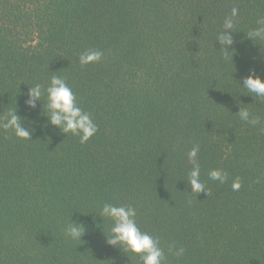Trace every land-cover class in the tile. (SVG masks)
<instances>
[{"label":"trees","instance_id":"16d2710c","mask_svg":"<svg viewBox=\"0 0 264 264\" xmlns=\"http://www.w3.org/2000/svg\"><path fill=\"white\" fill-rule=\"evenodd\" d=\"M261 19L264 0H0V119L17 109L32 133L0 128V264H142L107 242L105 203L136 209L165 264H264V97L243 87L250 71L264 79V41L247 35ZM87 50L102 59L80 64ZM53 76L98 126L86 143L47 123L46 93L25 104ZM196 145L208 194L188 184Z\"/></svg>","mask_w":264,"mask_h":264},{"label":"clouds","instance_id":"9594fccd","mask_svg":"<svg viewBox=\"0 0 264 264\" xmlns=\"http://www.w3.org/2000/svg\"><path fill=\"white\" fill-rule=\"evenodd\" d=\"M238 10L232 9L231 16L224 20V30L219 35L217 41L222 45L220 49L225 52L227 59V51L234 44L232 32L234 30V18L237 16ZM258 27L250 31L247 35L253 40L264 41V19L257 21ZM103 53L99 50H87L79 55V62L82 65L99 62ZM243 87L248 93H254L256 97H264V79H262L255 71H250L243 78ZM46 93L48 109L47 123L54 126L64 134L71 133L79 136L81 143H86L98 131V126L94 123L91 115L84 111L77 103L76 95L67 85L66 81L58 76L51 77L47 88L43 89L40 84L31 86L28 90V98L25 104L28 108H36L37 102L41 101V96ZM241 120L257 125L259 117L253 116L248 109L240 107L237 112ZM22 117L17 114L16 110L7 113L6 119H0V128L4 130H13L14 134L21 139H30L32 133L30 130L22 127ZM199 146H194L188 152V160L192 164L191 171L188 176V184L191 192L208 194L206 182L201 180V168L198 162ZM226 171L214 168L208 173V178L212 181H219L223 184L227 180ZM241 187L239 178L232 182L233 191H238ZM98 215L104 220L108 218L112 224L110 227L111 237L107 238L110 245L123 247L127 253L138 254L142 264H165L164 249L160 246V241L148 232L142 231L136 221V209L131 205H116L105 203ZM66 233L73 240H81L86 228L82 223L71 221L66 228ZM183 247L169 246V252L176 256L184 254Z\"/></svg>","mask_w":264,"mask_h":264}]
</instances>
